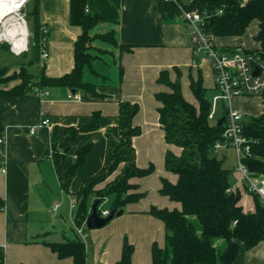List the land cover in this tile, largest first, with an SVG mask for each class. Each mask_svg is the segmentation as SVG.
Masks as SVG:
<instances>
[{
    "label": "crops",
    "instance_id": "0c3cea01",
    "mask_svg": "<svg viewBox=\"0 0 264 264\" xmlns=\"http://www.w3.org/2000/svg\"><path fill=\"white\" fill-rule=\"evenodd\" d=\"M157 1L87 0V8L103 19L90 34L113 31L117 44L130 48V52H125L99 40L93 42L96 49L104 52L93 61V68L106 80L88 71L84 77L97 85L96 92L104 98H93L88 93H75L62 87L44 88L41 95L0 97V166L7 170L5 175H0V264H73L71 258H58L47 244L74 238L76 232L70 220L68 199L74 197L85 179L101 169L106 150L105 132L117 125L120 102L139 105V112L133 119V124L141 130L140 135L132 140L136 165L147 168L152 164L154 171L147 177L131 180L144 196L122 209L121 216L113 217L98 229L85 231L86 227L83 228L81 239L86 260L88 264H117L123 240L127 239L133 246L131 264H151L152 245L164 246V224L149 215V209L153 206L169 211L181 210L179 203L159 193L162 179L171 183L177 180L176 175L165 169L166 152L178 156L181 150L165 143L157 112L159 103L154 96L168 91V88L156 80L160 72L167 71L174 81L179 71L181 93L194 106L197 102L189 88L190 77L196 79L200 72L206 91L217 90L209 62L192 53L185 23L177 17L163 20ZM40 21L48 30L45 75L58 78L70 73L74 67V42L81 29L69 21V0H40ZM243 38L226 39L222 44L246 50L258 47L254 40L253 46L244 47ZM109 62L116 70L109 66ZM13 85H0V89L6 90ZM73 94L75 97H71ZM221 103L222 117V100ZM232 106L242 116L255 117L262 112L259 97H237L232 100ZM93 112L101 114L99 128L77 134L74 142L69 144L63 170L69 169L74 160L72 153L77 149L87 144H92L93 149L85 164L76 170L68 192H65L51 159L52 132L56 129L63 141L69 128L86 126ZM43 118L50 121L49 125L37 127L30 134V129L38 126ZM228 150L231 149L218 150L222 159ZM119 171L120 168L108 181ZM235 177L242 179L238 173ZM238 180L231 190L240 193L243 211L253 212V199L245 189L248 186L241 188ZM57 202L61 207L57 215H52L51 208ZM233 264H264V241L248 251L241 248Z\"/></svg>",
    "mask_w": 264,
    "mask_h": 264
},
{
    "label": "trees",
    "instance_id": "16d2710c",
    "mask_svg": "<svg viewBox=\"0 0 264 264\" xmlns=\"http://www.w3.org/2000/svg\"><path fill=\"white\" fill-rule=\"evenodd\" d=\"M179 2L186 10H197L205 17V30L214 36L215 47L220 51L231 53L241 49L247 53H257L264 65V0ZM26 5L29 7L27 16L31 18L30 56L26 65L21 66L17 73L4 77L5 70H0V85L19 80L18 84L9 89H0V97H25L35 94L36 90L62 87L75 93H88L93 98H104L96 92L97 85L84 77L88 71L91 75L106 80L105 76L99 75L93 68V61L104 53L96 49L93 42L99 40L125 52H130V48L118 45L113 31L91 35L90 31L103 19L87 8V0H69V21L71 25L81 29V34L74 42V67L70 73L52 78L45 75L43 64L39 74L33 75L28 69L39 65V44L43 38L47 40L48 30L43 32L45 26L40 21V0H28ZM157 6L163 20L179 15L174 4L158 0ZM254 22H257V31L253 36L258 44L256 49L246 50L222 44L226 39L244 37ZM180 75L177 71L176 79L172 81L169 73L162 71L156 80L158 84L168 88V91L154 96L159 103L157 112L165 143L181 150L178 156L171 151L166 152L165 169L176 175L177 180L171 183L162 179L159 193L179 203L181 210L169 211L153 206L149 209V215L162 221L165 228L164 246L159 247L154 243L151 247V264H233L241 248L248 251L264 241V203L247 189L253 199L254 211H243L240 193L231 190V171L224 167V160L218 158L213 149L215 143L222 140L224 125L218 126L209 121L211 106L200 72L196 79L190 77L189 83L197 106L184 99ZM259 98L262 104L261 114L242 120L243 134L251 142V156L244 160V165L253 176L264 177V93ZM138 112L139 105L136 103H119L117 125L107 128L105 132L104 163L95 175L82 182L74 194L77 205L73 220L76 226H82L89 216L91 196V205L98 201V214L102 209L117 212L128 204L137 203L144 196L131 183V180L147 177L154 171L152 164L147 168L136 165L132 140L141 133L140 128L133 124ZM100 119V112H93L86 126L69 128L65 132L68 145L62 150L59 149L62 140L59 139L57 130L52 132L51 159L65 192H68L76 170L85 164L87 155L93 149L92 144L77 149L72 153L73 163L64 171L63 164L69 155V144L74 142L78 133L97 130ZM119 168V173L108 181ZM47 246L58 258H71L73 264H88L84 243L77 234L72 239L49 243ZM132 253L133 246L124 239L117 264H131Z\"/></svg>",
    "mask_w": 264,
    "mask_h": 264
},
{
    "label": "built area",
    "instance_id": "2783aa9c",
    "mask_svg": "<svg viewBox=\"0 0 264 264\" xmlns=\"http://www.w3.org/2000/svg\"><path fill=\"white\" fill-rule=\"evenodd\" d=\"M174 4L178 11V19L185 23L190 30V42L192 53L195 57L205 58L213 71L215 89L219 92L223 102V108L227 110L224 122L222 140L214 145V152L220 149L230 148L235 155L236 170L246 182L248 190L258 196L264 203V177L253 176L244 165V160L251 156L250 140L243 134V116L235 111L232 100L237 97H260L264 93V65L261 64L257 53H247L241 49H236L231 53L222 52L215 47V38L205 30V17L197 10H186L179 0H163ZM88 9H86L87 11ZM43 32L46 28L43 27ZM48 58L47 40L42 39L39 44V65L42 66ZM259 69V73L254 75V71ZM41 90H36V94L41 95ZM75 97V95H71ZM50 121L43 118L39 125L30 129L33 134L37 127L48 126ZM7 172L5 166H0V175ZM77 201L74 197L68 199L70 220L76 234L83 237L82 226H76L73 220V212L76 209ZM61 207L60 203H55L51 208L52 215H57ZM109 210L102 209L99 216L107 218Z\"/></svg>",
    "mask_w": 264,
    "mask_h": 264
},
{
    "label": "rangeland",
    "instance_id": "374dc122",
    "mask_svg": "<svg viewBox=\"0 0 264 264\" xmlns=\"http://www.w3.org/2000/svg\"><path fill=\"white\" fill-rule=\"evenodd\" d=\"M27 2H28V0H26L23 4H21L19 10L12 15V17H14V21L12 20L11 23H7L8 25L6 24V22L0 24V70H5L6 73H5L4 77L10 76L14 72H16V73L19 72L20 67L26 65V62L30 56L29 50H30V41L32 38V32L30 29L31 18L27 16V11L29 9V7L26 5ZM19 25H22L25 27L28 36L26 37V41H27L26 49L20 53H16L13 50L11 42L6 40V39L4 40L3 35L7 32V30L19 27ZM256 29H257V22H254L248 28V30L246 31V33L244 35V38L242 39V40H244L243 41L244 47L253 46L254 43H253L252 37H253L254 31H256ZM188 32H189V39H190V30H188ZM109 66H111V68L114 69L112 67L113 66L112 62H109ZM107 69H109V68H107ZM107 69H105V71H107ZM114 70H116V69H114ZM28 72L33 74V75H38L40 72V66L39 65H33V66L29 67ZM18 83H19V80H15V81H11L7 84H4L2 86L9 87V86H12L13 84H18ZM206 97L209 100L210 106H211L209 121L214 123L215 120H217L221 117V113H222L221 96H220L218 91L208 90V91H206ZM258 104H260V103H258ZM254 107H257V106L254 105ZM252 109H254L253 106H252L251 110ZM258 113H259V110L256 112V114H258ZM256 114H254V115H256ZM250 117H252V116H249L248 114L243 115L244 119L250 118ZM216 156L218 158H221L222 155H221L220 151H218L216 153ZM223 159H224V162H223L224 167L231 171V176H230L229 181H230L231 186L233 187V185L235 183H237V180H238L235 177V174L238 173L236 170V159H235L231 150L226 151V156ZM238 182L240 183L241 188H242V186L245 187L247 185L246 182L244 181V179H239ZM245 189L247 190V187ZM92 198L93 197L91 196L90 201H92ZM85 231H89V230L85 229Z\"/></svg>",
    "mask_w": 264,
    "mask_h": 264
},
{
    "label": "bare ground",
    "instance_id": "6f19581e",
    "mask_svg": "<svg viewBox=\"0 0 264 264\" xmlns=\"http://www.w3.org/2000/svg\"><path fill=\"white\" fill-rule=\"evenodd\" d=\"M22 1L23 0H0V24L4 22L7 24L11 23L12 20L14 21L12 15L19 10ZM27 36V31L22 25L7 30L3 35L4 40L6 39L11 42L13 50L16 53H20L26 49Z\"/></svg>",
    "mask_w": 264,
    "mask_h": 264
},
{
    "label": "water",
    "instance_id": "95a60500",
    "mask_svg": "<svg viewBox=\"0 0 264 264\" xmlns=\"http://www.w3.org/2000/svg\"><path fill=\"white\" fill-rule=\"evenodd\" d=\"M25 1L26 0H23L21 4H23ZM258 73H259V69L256 68L253 74L257 75ZM226 114H227V110L224 109L222 117L217 121L218 126L222 125ZM66 145H67V138H64V140L59 144V149H64ZM97 205H98V201L93 203L90 207V214L85 221V227L88 230L101 228L105 224H107L113 217H119L123 213L122 210H119L117 212H115V210H112L107 218H101L97 212Z\"/></svg>",
    "mask_w": 264,
    "mask_h": 264
}]
</instances>
